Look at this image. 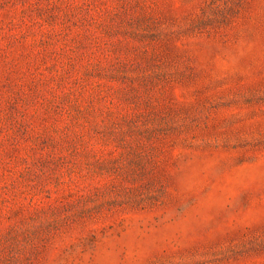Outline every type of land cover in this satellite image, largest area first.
<instances>
[{
	"label": "rangeland",
	"instance_id": "374dc122",
	"mask_svg": "<svg viewBox=\"0 0 264 264\" xmlns=\"http://www.w3.org/2000/svg\"><path fill=\"white\" fill-rule=\"evenodd\" d=\"M0 264H264V0H0Z\"/></svg>",
	"mask_w": 264,
	"mask_h": 264
}]
</instances>
